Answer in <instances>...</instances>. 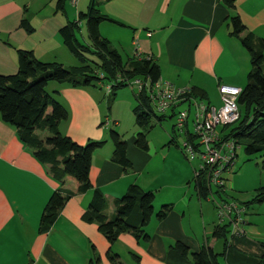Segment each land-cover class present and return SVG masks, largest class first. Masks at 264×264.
Here are the masks:
<instances>
[{
	"label": "crops",
	"instance_id": "0c3cea01",
	"mask_svg": "<svg viewBox=\"0 0 264 264\" xmlns=\"http://www.w3.org/2000/svg\"><path fill=\"white\" fill-rule=\"evenodd\" d=\"M55 2L0 0V75L17 72L18 50L32 52L41 62L75 66L76 60L64 46L59 30L67 21H77L79 14L86 13L90 0H76L74 5L68 1L63 13L57 12ZM100 11L123 24L104 22L99 27L101 36L121 56L150 57L159 67L161 80L175 88L203 90L207 97L204 103L214 107L220 106L218 86L242 89L250 70L247 51L238 38L229 35V16H238L246 32L264 39V0H236L233 10L227 9L222 0H113L101 5ZM23 20L33 32H26L21 26ZM83 24L84 21L79 23L80 28ZM81 37L83 43H88L86 32ZM46 88L68 112L67 121L59 125L62 135L80 146L88 141L105 144L91 159L89 177L93 189L79 194L74 179H66L60 186L18 140L15 130L0 121V264H112L110 252L119 256L118 264H134L131 254L140 258V264H191L173 251L176 242L183 243L191 252L203 246L213 249L221 255L217 258L219 264L259 262L264 252V221L258 220L259 213H251L254 219L241 218L239 229L243 234H230L226 246L212 237L216 224L212 232L206 231L203 200L210 195L199 198L193 181L197 169L188 166L176 148V152L172 151L171 146L177 145L174 125L170 133L165 131L166 141H162L158 151L148 139L154 125L161 123L153 121L147 133V150L137 148L135 140L141 130L133 115L137 105L135 94H121L119 101L127 107L138 128L125 140L131 163V169L125 172L111 161L114 147L107 144L111 131L123 136L119 123L122 117L112 114L121 89L116 91L111 104V94L108 96L106 109L104 104L102 107L105 99L100 101L94 91L101 85L71 88L50 82ZM130 185L154 194L155 212L165 205H171L172 210L162 221L151 219L146 227L148 242H138L123 233L111 246L97 225L85 220V214L96 189L106 200L104 213L112 217L114 200L121 198ZM235 185L229 183V189ZM57 190L71 197L50 230L42 233L41 215ZM158 199L159 208L155 204ZM252 208L253 205L243 210L241 216L254 212Z\"/></svg>",
	"mask_w": 264,
	"mask_h": 264
},
{
	"label": "trees",
	"instance_id": "16d2710c",
	"mask_svg": "<svg viewBox=\"0 0 264 264\" xmlns=\"http://www.w3.org/2000/svg\"><path fill=\"white\" fill-rule=\"evenodd\" d=\"M68 1L70 0H56L57 12L63 13ZM111 1L113 0H90L86 13L79 14L77 21H67L59 30L64 46L77 62L75 66L41 62L32 52L18 50L17 72L9 76L0 75V121L15 130L18 140L47 168L48 174L60 186H63L66 179H74L79 194L93 189L89 177L91 159L105 142L88 141L80 146L60 133L59 125L67 121L68 112L58 102L55 94L47 93L48 83L55 82L71 88L111 85V96L108 99V104H111L116 91L126 87V81L139 79L146 82L147 86L140 93L133 92L137 104L133 115L141 130L136 136L135 146L143 151L147 150V133L153 127L152 121L160 123L166 119L165 113L157 115L148 95L150 86L161 79L159 67L151 59H123L110 41L100 34L99 27L104 22L123 26L100 11L101 5ZM235 1L222 0V3L227 9L233 10ZM81 21H84L88 43H81L77 39ZM21 26L26 32H33L26 20L22 21ZM227 26L230 29L229 35L238 38L247 51L250 70L237 101L239 119L232 125L220 128L219 132L223 141H232L248 158L256 155L264 157V39L246 32L238 16H229ZM119 79L123 81L119 82ZM190 100L204 102L207 97L203 90L189 88L185 101L170 108L169 119L176 117L178 112L175 110L178 106L185 105L184 110L188 111L189 116L185 134L181 136L185 138V142L197 146V138L190 129L193 111ZM172 131L179 136L174 126ZM109 136L114 147L111 161L123 171H129L131 163L126 154V141L115 131H111ZM261 168L264 170V161ZM195 172L198 174L196 176L194 173L193 181L199 198L206 199L215 194L222 200L221 193L226 190L223 187H212L204 171ZM226 187L225 184V189ZM70 197V194L61 190L53 193L41 215L40 232L50 230ZM154 199L152 192L143 191L138 185H130L121 198L114 200V215L109 218L104 213L107 203L103 194L94 189L85 220L95 223L111 246L123 233L132 235L138 242H148L150 237L146 233V227L151 219L162 221L172 210L171 205H165L155 212ZM262 203L264 186L257 188L256 195L241 203V207L247 210L252 205ZM230 227V223L216 224L212 237L226 246L231 234ZM172 249L191 264H219L217 258L221 256L206 246L197 252H191L181 242L174 243ZM131 257L134 264H140L137 255L131 254ZM108 258L112 264L119 263V256L116 254L110 252ZM257 264H264V252Z\"/></svg>",
	"mask_w": 264,
	"mask_h": 264
},
{
	"label": "built area",
	"instance_id": "2783aa9c",
	"mask_svg": "<svg viewBox=\"0 0 264 264\" xmlns=\"http://www.w3.org/2000/svg\"><path fill=\"white\" fill-rule=\"evenodd\" d=\"M74 5L76 0H70ZM137 58H140L137 56ZM142 59V58H140ZM150 60L151 58H144ZM122 82V79L118 80ZM132 92L140 93L146 82L134 79L125 82ZM107 92L111 93V85H106ZM189 88H175L169 82L159 79L148 89V95L152 106L159 114H164L174 105L181 101H185ZM218 94L220 97V106L214 107L204 102L190 100L194 111L191 126L193 134L196 136V145L184 142L186 156L190 161L198 159L200 168L196 171H204L207 176L208 183L212 187H223L225 191V180L223 174L229 172L236 158V151L239 148L232 141H223L219 129L232 125L239 119L238 98L241 89L233 86H218ZM188 111H179L176 115L174 127L176 133L181 136L185 134L186 124L188 120ZM198 172H195L197 176ZM214 206L219 218V223H230L231 235H242L239 229L241 221V212L244 210L234 202L215 201Z\"/></svg>",
	"mask_w": 264,
	"mask_h": 264
},
{
	"label": "rangeland",
	"instance_id": "374dc122",
	"mask_svg": "<svg viewBox=\"0 0 264 264\" xmlns=\"http://www.w3.org/2000/svg\"><path fill=\"white\" fill-rule=\"evenodd\" d=\"M105 31L106 30L104 29L103 32ZM85 32H86V29L83 24V26H81L79 32L77 33V38L81 43H83L81 34L82 33L84 34ZM122 57L123 59H126L125 58L126 56L124 54H122ZM76 64L77 62L75 61V65ZM245 84H246V80L244 81L243 85ZM46 90L50 93L49 89L46 88ZM94 91L98 93L100 101L105 99L104 102H102V107L104 104L105 105L104 107L106 108V99L110 95L107 92L106 85H102L101 88L94 89ZM130 92L132 91L128 87H124L121 90H119L117 100L112 106V110H113L112 114L115 115L116 118L122 117L121 118L122 120L119 123H120V129H121L120 133L121 135H123L122 136L123 140H127L134 133V131L138 129L134 125L133 116L130 113H127L128 111L127 107H124V103L122 101H119V98L122 97L121 94H127L128 96ZM184 109H186V106L182 105V106H178L175 111L177 113ZM156 113L157 115H160L158 112ZM193 114H194V111L191 112L190 120L192 119ZM170 115H171V112L170 110H168L166 114V119L162 121L160 124H155L153 129L150 131L148 135V139L152 142V146L155 149H158V151H159V148L163 145L162 141L163 143L166 141L164 140L165 131L170 133L171 128L175 123L176 118L174 117L172 119H169ZM152 124H153V121H152ZM190 129H191V132H193L192 126L190 127ZM108 139L109 140L107 144H109L108 146H110V148L113 149V144L110 140V136H108ZM184 142H185V138L183 136H177V145L171 146L173 148L172 151L176 148L178 152H181L180 154L185 159V162L188 164V166L193 167L194 170L200 168L201 164L198 159H195L194 161H190L189 158L186 156L185 149L183 148ZM173 152H176V150H174ZM236 154H237L236 155L237 157L234 159L233 165L230 167L231 170L223 174V178L226 182L227 187H226V192L221 193V198L223 201L234 202L239 207H241V203L251 200L256 195V189L258 187L264 186V170L261 168V164L264 161V157H261L260 155H256V156H252L248 158L247 156H245V154L243 153L240 147L237 149ZM172 178H175V177H172ZM229 183L231 185L232 183L234 185L236 184L237 185V186L235 185L236 188L234 187V189L230 190L228 186ZM189 187H190V190L193 191V185L191 183L189 184ZM171 194H173V191L171 192ZM220 200L221 199L215 194L210 195L207 200H203V203L206 208L205 210L206 231L212 232L213 225L219 223V218L217 216L216 209L214 208L215 206L213 205L215 201L220 202ZM155 204L158 205L157 208L161 206V202H159V199H158V202H156ZM252 209L254 212H247L246 214L242 215L241 216L242 220L244 221V220H247L248 218L254 219L253 217L254 215L251 213H259L261 215V218H258V220L264 221V203L259 204V205H253ZM192 226L194 228V225ZM241 226L244 227L245 225H241ZM209 237L211 239V236ZM229 238H230V235H229ZM123 258L125 259V256Z\"/></svg>",
	"mask_w": 264,
	"mask_h": 264
}]
</instances>
